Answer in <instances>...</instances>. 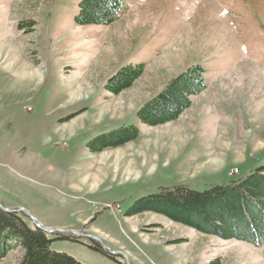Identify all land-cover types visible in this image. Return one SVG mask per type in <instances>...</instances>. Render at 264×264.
Segmentation results:
<instances>
[{
    "label": "rangeland",
    "instance_id": "rangeland-1",
    "mask_svg": "<svg viewBox=\"0 0 264 264\" xmlns=\"http://www.w3.org/2000/svg\"><path fill=\"white\" fill-rule=\"evenodd\" d=\"M81 1L0 0V205L57 230L51 249L80 264H264V244L128 216L163 189L203 192L264 166V0H125L108 26L77 25ZM137 65L132 87L108 91ZM196 66L207 88L190 108L143 124L139 110ZM127 126L136 140L91 153Z\"/></svg>",
    "mask_w": 264,
    "mask_h": 264
},
{
    "label": "trees",
    "instance_id": "trees-1",
    "mask_svg": "<svg viewBox=\"0 0 264 264\" xmlns=\"http://www.w3.org/2000/svg\"><path fill=\"white\" fill-rule=\"evenodd\" d=\"M125 0H82L75 22L79 26L115 22ZM144 65L127 66L110 81L108 91L118 95L133 86ZM204 70L193 67L169 82L166 88L138 112L139 120L157 127L177 120L191 106L192 99L206 88ZM138 129L127 126L94 139L89 149L96 154L138 138ZM154 212L200 233L223 240L253 245L264 244V166L247 177L203 192L186 186L163 189L137 202L128 216ZM20 213L0 209V263L9 251L24 250L21 264H80L74 258L51 249L53 240ZM218 264V263H214Z\"/></svg>",
    "mask_w": 264,
    "mask_h": 264
},
{
    "label": "water",
    "instance_id": "water-1",
    "mask_svg": "<svg viewBox=\"0 0 264 264\" xmlns=\"http://www.w3.org/2000/svg\"><path fill=\"white\" fill-rule=\"evenodd\" d=\"M0 209L6 213H17V212H20V211H12V210H8V209H5L3 206L0 205ZM36 226L45 231V232H50V233H53V232H57V230H52V229H46V228H43L40 224H36ZM62 232V231H61ZM65 233V232H64ZM96 240V238H94Z\"/></svg>",
    "mask_w": 264,
    "mask_h": 264
}]
</instances>
